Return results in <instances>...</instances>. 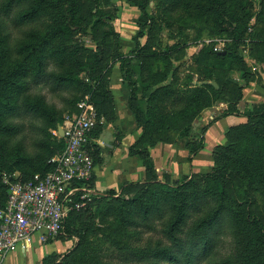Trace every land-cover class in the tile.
<instances>
[{"label":"trees","instance_id":"trees-1","mask_svg":"<svg viewBox=\"0 0 264 264\" xmlns=\"http://www.w3.org/2000/svg\"><path fill=\"white\" fill-rule=\"evenodd\" d=\"M129 2L145 12L150 0ZM160 2L164 17H171L191 3L206 2L208 20L229 32L233 45L230 50L220 52L203 45L197 64L204 73L233 65H239L244 73V83L237 87L229 109L203 127L200 137L187 140L188 162L191 164L204 148L205 133L214 122L230 115L246 117L247 121L230 127L227 135L232 142L217 145L210 172L192 171L175 181L164 173L161 179L150 148L159 142H175L156 136L162 131L161 126L167 125L177 130L178 135L190 137L195 118L203 109L222 100V90L211 83L183 88L166 83L152 91L144 108L138 97L139 85L132 78L131 64L115 49V63H120L123 81L131 87L129 108L143 131L130 147V153L142 159L145 179L127 182L120 190L94 193L84 207L73 208L65 223L66 232L60 237L75 240L73 246L63 253L45 256L40 264H264V213L254 207L252 195L260 191L264 198V152L243 150L242 142L233 140L239 133H246L251 134L252 142H264V103L254 109H240L237 103L251 81L247 78L245 57L238 51L247 23L230 13L226 0ZM82 7L83 0H0V209L5 207L8 197L2 180L4 172H19L21 180H29L35 174L45 175L55 169L50 159L64 148L63 138L55 136L52 130L63 124L65 115L62 117V112L49 105L44 95L34 93V86L51 84L54 89L65 90L75 84L79 90L85 86L82 96L70 102L67 113L77 111L78 101L90 93L105 122L115 116L110 91L112 70L106 64L113 51L112 43L105 42L100 48L101 42L96 38V48L82 44L81 37L88 34ZM219 20L228 23L229 28L218 24ZM104 22V15L98 16L91 23L92 29L98 23L105 25ZM10 23L17 29L30 27H26L24 36L15 45L11 42ZM110 26L112 33L107 36H115L114 45L119 48L120 35ZM77 34L80 39L73 43ZM163 54L141 52L137 58L164 59ZM83 68L88 75L82 79L78 72ZM167 79L165 75L163 81ZM228 83H222L223 87ZM25 116L42 119L45 136L36 142L35 155L26 154L25 147L18 144L14 148L16 153L9 158L12 151L9 144L23 130L17 120ZM103 126L100 124L92 136L98 135ZM92 155L97 164L96 143L92 145ZM94 179L95 174L88 182L90 187ZM225 237L230 238L232 250L223 256L219 246Z\"/></svg>","mask_w":264,"mask_h":264},{"label":"rangeland","instance_id":"rangeland-1","mask_svg":"<svg viewBox=\"0 0 264 264\" xmlns=\"http://www.w3.org/2000/svg\"><path fill=\"white\" fill-rule=\"evenodd\" d=\"M160 4V0H150L146 11L142 12L137 6L132 5L129 0H83L82 12L85 14V24L88 34L82 36L81 41L87 48H96V38L101 42L100 48L105 42L111 41L113 51L107 56L106 64H110V71L113 69L112 66L114 67L116 64L120 67L119 62L115 63L117 57L114 53L115 49L123 54V58L126 61L130 62L133 70L132 78L139 85L140 92L138 97L143 102L144 108L148 104L147 100L152 91L156 87L166 83H171L179 88L202 86L206 83H211L222 90V100L203 109L195 118V124L191 129L190 137L185 136L183 133L178 135L177 130L171 129L167 125L161 126L163 127L162 131L156 134V136L167 137L170 141L175 140V142L170 143L159 142L176 145L177 147L175 154L177 165H179V173L176 175L170 173V179L175 181L182 179L185 175H190V173H184V170L181 169V165L184 162V150L188 151L186 147L187 140H194L200 137L203 127L229 109L230 104L235 101L237 87L244 83V73L239 65H233L232 68L225 70L208 69L204 73L197 64L198 52L203 45L210 46L214 52L230 50L233 45V38L230 33L215 25L212 20H208L207 15L209 12L204 10L206 2L191 3L187 8L175 11L171 17H164L165 15H163ZM225 5L231 14L241 17L244 23H247V31L240 41L238 51L245 57L248 65L247 78L251 79V81L242 90L243 97L237 102L238 106L240 109L261 107L264 103V63H262L264 62L263 0H226ZM109 10L111 11L110 13ZM100 15H104L105 25L98 23L99 25L95 24L92 29L91 23ZM220 23L223 22L219 20L218 24ZM223 24L225 28H229L228 23L224 22ZM9 25L12 32L11 42L15 45L17 39L24 36L27 26L17 29L13 23ZM110 25H113L115 30L118 26L125 36L130 35L132 40L129 42V45H126L128 42H124L121 39L120 32H118L121 39V43H118L119 48L114 45L116 37L107 36V33L109 35L112 33ZM76 38L80 39V36L77 34L73 43H76ZM12 51L14 52L13 56H15V46L12 47ZM159 51L164 53V59H160L159 57L147 60L143 59L145 57L137 58L138 53L141 52L150 53ZM86 75H88V72L87 70L85 71V68L78 72V77L82 79ZM165 75L168 76V79L163 81ZM225 81H229V83L223 87L222 83ZM84 89L85 86L79 90L76 84L67 90L54 89L51 84H41L34 86L32 91L44 95L48 104L55 106L57 110L62 112L63 117L71 108L70 102H75L76 99L80 98ZM261 90L262 92H259ZM257 91L261 96L256 95ZM246 121L247 118H245L244 122L235 125L245 123ZM17 122L22 125L23 130L19 135L13 137L9 144V149L12 150L9 153V158L16 153V146L18 144H22L25 147L26 154L35 155L38 151L36 142L45 136L41 128L45 122L42 119L31 116L20 118ZM215 124L214 122L209 129L215 126ZM230 127L225 132L224 141L216 144L212 151H206V155L210 156L212 153L211 160H213V166L208 170L205 169L206 171H201L202 173L210 172L213 169V153L216 152L217 145H227L232 142L227 135ZM207 132L205 133V139ZM249 135L251 134L239 133L238 137H233V140L239 139L242 142L243 150L248 148L264 152V142L254 143L250 140ZM15 147L16 149L14 150ZM159 169V173L162 175L164 168ZM236 184H239V182L237 181ZM252 195L255 199L254 207L261 213H264V198L262 193L254 191ZM96 222L101 225V221L98 218H96ZM71 244L72 242L69 243V245ZM219 250L223 256L232 250L229 237L223 239Z\"/></svg>","mask_w":264,"mask_h":264},{"label":"built area","instance_id":"built-area-1","mask_svg":"<svg viewBox=\"0 0 264 264\" xmlns=\"http://www.w3.org/2000/svg\"><path fill=\"white\" fill-rule=\"evenodd\" d=\"M104 123L105 117L88 93L78 101L77 111L65 115L61 125L64 135L59 134V128L52 130L64 140L63 150L50 159L53 171L35 174L29 180H21L19 172L3 173L8 197L0 209L1 254L27 250L35 237L47 242L65 234L70 211L84 207L94 194L88 185L96 167L92 133Z\"/></svg>","mask_w":264,"mask_h":264},{"label":"crops","instance_id":"crops-1","mask_svg":"<svg viewBox=\"0 0 264 264\" xmlns=\"http://www.w3.org/2000/svg\"><path fill=\"white\" fill-rule=\"evenodd\" d=\"M116 30L120 32L121 39L124 42H128L125 44L129 45L132 40L130 35L125 36L122 34L118 26ZM121 72L120 67L117 64L114 65L110 78V91L114 98L115 116L111 120L106 121L102 131L94 137L99 148V162L95 167L94 184L90 188L96 194L106 193L110 189L120 190L127 182L143 181L145 179V167L142 159L130 153V147L140 138L143 131L138 126L129 108L128 98L131 87L123 81ZM259 92H262V90ZM259 92H256L257 96H261ZM245 118L243 116L230 115L215 122V126L211 127L207 132L204 148L191 164L188 162L189 151L184 150V162L181 165L184 173L201 172L212 168V153L209 156L206 155V151H212L216 144L223 142L228 128L244 122ZM176 148V145L158 143L150 149L160 178L164 173L169 175L170 173L174 175L179 173V165H177L175 154ZM159 168H164L162 175L159 173ZM71 242L72 244L69 245ZM73 244V239L72 241L57 239L51 242H43L38 237H35L27 250L18 249L6 254L0 253V264H40L45 256L52 253H63L71 248Z\"/></svg>","mask_w":264,"mask_h":264},{"label":"water","instance_id":"water-1","mask_svg":"<svg viewBox=\"0 0 264 264\" xmlns=\"http://www.w3.org/2000/svg\"><path fill=\"white\" fill-rule=\"evenodd\" d=\"M59 134H60L61 136L64 135V130H63V127H62L61 125L59 126Z\"/></svg>","mask_w":264,"mask_h":264}]
</instances>
